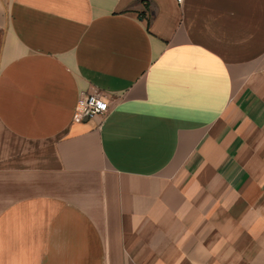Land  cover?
I'll return each mask as SVG.
<instances>
[{
  "label": "crops",
  "instance_id": "obj_1",
  "mask_svg": "<svg viewBox=\"0 0 264 264\" xmlns=\"http://www.w3.org/2000/svg\"><path fill=\"white\" fill-rule=\"evenodd\" d=\"M0 264H264V0H0Z\"/></svg>",
  "mask_w": 264,
  "mask_h": 264
},
{
  "label": "built area",
  "instance_id": "obj_2",
  "mask_svg": "<svg viewBox=\"0 0 264 264\" xmlns=\"http://www.w3.org/2000/svg\"><path fill=\"white\" fill-rule=\"evenodd\" d=\"M180 2L181 0H177ZM108 110V101L101 92L94 88L88 92H81L76 100L73 119L82 120L94 114L105 113Z\"/></svg>",
  "mask_w": 264,
  "mask_h": 264
}]
</instances>
